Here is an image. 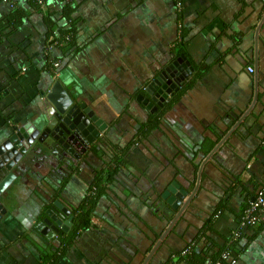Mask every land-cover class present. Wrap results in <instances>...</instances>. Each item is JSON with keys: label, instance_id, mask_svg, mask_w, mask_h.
<instances>
[{"label": "crops", "instance_id": "0c3cea01", "mask_svg": "<svg viewBox=\"0 0 264 264\" xmlns=\"http://www.w3.org/2000/svg\"><path fill=\"white\" fill-rule=\"evenodd\" d=\"M174 62L193 86L150 112L151 97L163 101L148 87ZM56 79L101 119L93 138L117 157L32 150L18 161L0 195V264H41L43 246H60L35 225L55 201L95 198L105 161L119 168L57 264H188L200 251L264 264V213L239 224L264 184V0H0V143L43 111Z\"/></svg>", "mask_w": 264, "mask_h": 264}, {"label": "water", "instance_id": "95a60500", "mask_svg": "<svg viewBox=\"0 0 264 264\" xmlns=\"http://www.w3.org/2000/svg\"><path fill=\"white\" fill-rule=\"evenodd\" d=\"M180 71V66L175 62L168 65L153 79L148 88L159 87L158 92L166 98L171 91L167 84L180 85L185 76V72L180 75ZM162 77L167 79L166 83L159 81ZM41 98L43 111L36 113L33 120L27 121L21 127H14L12 133L0 143V195L15 180L13 170L18 161L32 150H46L51 155L62 151V157L69 163L72 161L71 156L77 157L74 152L80 143L90 142L103 129L101 119L90 106L78 103L76 93L68 92L59 79L54 80L47 91L41 93ZM151 99L153 101L151 100L152 103L147 107L153 106L156 101L153 97ZM170 189L173 190L171 187ZM185 194L184 189L177 192L172 205L176 206ZM53 211H46L48 217L42 218L35 225V229L47 239L55 236L60 230L67 231L71 225V217L60 220V217L69 216L68 208L55 201ZM1 259L4 260L3 257ZM5 261L8 262L7 259Z\"/></svg>", "mask_w": 264, "mask_h": 264}, {"label": "trees", "instance_id": "16d2710c", "mask_svg": "<svg viewBox=\"0 0 264 264\" xmlns=\"http://www.w3.org/2000/svg\"><path fill=\"white\" fill-rule=\"evenodd\" d=\"M36 2V0H35ZM70 7L69 5H66L65 8L63 9V14L64 16H66L67 18H70ZM14 14L15 12L12 13V15L9 18L14 19ZM9 20V19H8ZM71 21H73L71 19ZM69 22L70 25H72V22ZM13 24H15L14 21H12ZM49 22V28H50V32H53V28H54V23L55 21H52L51 19L48 20ZM63 32V31H62ZM67 32V31H65ZM52 42H53V38H51ZM56 41V39H54ZM55 67V66H54ZM60 69V62H59V66L54 68L53 71V75L54 72H57V70ZM194 81L189 80L188 82H186V84L183 85V87H181V89L172 97V99H168V101L166 102L167 106H171L173 105L176 101H178L179 97L183 95V93L185 92V90H187L189 87L193 86ZM166 106V107H167ZM165 109V107L163 108ZM158 114V113H157ZM157 114H152L148 117L147 121L144 122V128H140V130L136 133L135 138L137 137H141L143 134L147 133L151 128H153V123H156L155 120V115ZM143 131V132H142ZM117 148V145H112V150H110L112 153H115V150ZM114 155V154H113ZM117 157V156H116ZM115 158V157H114ZM116 159V158H115ZM122 157L118 158V162L121 161ZM125 159H123L124 161ZM119 167H115L114 169H110L109 165L101 168L99 170L96 171V173L94 174V179H93V184L96 188V196L95 198H89V197H84L81 201V203L74 209V213L75 216L72 220V225L69 228L68 231L66 232H61L60 233V237H59V241H60V246L58 247H42L45 249H40V263L41 264H57L58 259L60 258V261L62 259V257H64V254L67 252V250L74 244L76 237L78 236L79 232L82 231L83 229L89 228L90 227V222H89V217H90V209L92 208L91 206L96 202V199H98L99 196H101L102 192H103V183L105 181H109L111 180L113 177H111V175L114 176L116 170ZM207 258H211V260L213 262L220 260V252L216 251L213 254H208V253H204L203 251L201 252H193L192 255L189 257V259L187 260L188 264H204V260ZM221 264H226L225 260H220Z\"/></svg>", "mask_w": 264, "mask_h": 264}, {"label": "flooded vegetation", "instance_id": "af4514ba", "mask_svg": "<svg viewBox=\"0 0 264 264\" xmlns=\"http://www.w3.org/2000/svg\"><path fill=\"white\" fill-rule=\"evenodd\" d=\"M160 82H162V83H166L167 82V79H165V80H159ZM184 81L185 80H181L180 81V85H176V86H172V85H170L169 83L167 84V86H169L170 87V89H171V91H170V94L166 97V98H163V95L162 94H160L159 92H157L158 91V89H159V87H155V89H149L148 88V90H150V91H152L154 94H155V97H159V95H161L160 96V98H159V100H161V101H163L162 103L161 102H159L157 99H156V101H157V104H154L153 106L151 105V106H149V107H147L148 109H149V111L150 112H153L154 110H156V106L158 105V106H163L164 104H166V102L168 101V99H169V101H170V99H172V97L180 90V88L181 87H183V85H184ZM172 83V82H171ZM151 84V83H150ZM157 94V95H156ZM164 99V100H163ZM148 106V105H147ZM165 106H167V104L165 105ZM92 140H95L94 142H92ZM92 140L90 141V142H86L85 141V143H80V145L78 146L79 148H77L75 151L76 152H74L76 155H77V157H73V156H71V159L72 160H77V159H80V157L83 155V154H86V153H89V151L90 152H96L97 150V152H100L101 151V153L104 155V153H106L105 151H107V155L109 154L111 157H115L116 158V156H117V154H115V153H112L110 150H112L111 148H112V144H110V143H104V141H103V138L102 137H100V138H96V139H94V138H92ZM106 149V150H105ZM81 150H83V151H81ZM62 151L60 152V153H58V152H56V154L55 155H58V156H60V160L62 159H64V157H62ZM114 154V155H113ZM101 155V154H100ZM70 162H72V161H70ZM109 161L107 162V161H105L104 162V164H103V167H106V166H108L109 165ZM84 198V197H83ZM82 198V199H83ZM82 201V200H81ZM81 201H80V203H81ZM79 203V204H80ZM78 204V205H79ZM78 205H76V206H78ZM65 207V206H64ZM66 208H68V207H66ZM76 207H72V208H68L69 210H70V214H69V216H65V217H63V218H61L60 217V220H65V219H67L68 217H71V224H72V220H73V218H74V216H75V213H74V209H75ZM62 216V215H61ZM71 227V225L69 226V228ZM69 228H68V230H69ZM67 230V231H68ZM61 232H66V231H62V230H60L58 233L60 234ZM57 233V234H58Z\"/></svg>", "mask_w": 264, "mask_h": 264}, {"label": "built area", "instance_id": "2783aa9c", "mask_svg": "<svg viewBox=\"0 0 264 264\" xmlns=\"http://www.w3.org/2000/svg\"><path fill=\"white\" fill-rule=\"evenodd\" d=\"M54 66H59V61L54 63ZM249 70L252 69L249 67ZM264 213V184L257 190V194L253 201L249 203V205L243 210V214L239 220V224L241 226L251 225L256 223L260 218L261 214ZM239 233H234L233 237L237 238ZM228 252H224L220 256V260H227ZM217 260L212 262V264H221V261Z\"/></svg>", "mask_w": 264, "mask_h": 264}]
</instances>
